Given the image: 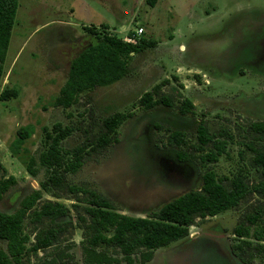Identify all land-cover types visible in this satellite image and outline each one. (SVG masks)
Masks as SVG:
<instances>
[{"label":"rangeland","instance_id":"374dc122","mask_svg":"<svg viewBox=\"0 0 264 264\" xmlns=\"http://www.w3.org/2000/svg\"><path fill=\"white\" fill-rule=\"evenodd\" d=\"M85 28L95 31L92 34ZM138 29L143 33L134 39L155 40L157 46L133 55L124 78L80 95L67 110L50 106L67 78L71 60L87 45L104 33L125 40ZM192 34L202 35L207 43L195 51L196 56H178L182 53L176 54V47ZM228 53L238 56L234 69L224 66L233 57ZM253 54L256 57L246 63ZM256 54H260L258 58ZM263 55L264 0H155L153 6L148 0H17L0 79L1 89L18 92L16 99L0 102V179L14 176L17 184L0 201V212L15 211L23 197L39 189L42 173L31 178L24 161L45 150L42 127L51 130L56 123L73 127L74 132L60 145L70 150L97 135L102 120L113 112L132 115L118 129L117 143L89 156L67 182L101 193L117 213L146 218L177 197L200 189L205 169L191 147L196 144L199 123L211 134L224 131L230 136L225 141V154L208 168L225 179L222 184L226 187L233 174L244 171L245 183L251 188L259 181V169L246 145L264 150V135H256L249 128L252 123L264 122V79L260 74L264 71ZM207 66L212 68H204ZM233 71L239 74L232 75ZM164 80L168 84L160 92L188 99L194 105L193 114L180 116L172 108L142 111L138 107L142 94ZM138 122H142V130L135 138L132 130ZM28 125L33 133L14 159L10 145L15 132ZM173 131L184 133L185 147L167 144L168 134ZM23 150L27 151L24 156ZM178 150L190 157L187 163L194 176L189 186L175 190L171 182L186 177L187 169L163 172L162 176L149 157L154 151L159 161L166 159L177 166ZM46 200L65 205L71 225L67 219L57 221L61 231L57 241L46 249L28 251L20 264H82L83 230L77 222L82 212L74 213L72 205L76 202L70 195H43L40 202ZM262 207L264 197L251 193L238 207L197 221L187 237L156 250L149 264H239L231 255V245L238 243L232 230L239 223L246 224V216ZM48 225V221L38 224L26 219V246L31 248L37 234L46 231ZM0 249H4L3 242ZM106 250L111 255L116 253L113 248ZM252 264L264 262L254 258Z\"/></svg>","mask_w":264,"mask_h":264},{"label":"trees","instance_id":"16d2710c","mask_svg":"<svg viewBox=\"0 0 264 264\" xmlns=\"http://www.w3.org/2000/svg\"><path fill=\"white\" fill-rule=\"evenodd\" d=\"M154 5L155 0H148ZM17 8V0H0V79L3 76V64L9 44ZM92 33L94 28H85ZM133 36V33L129 34ZM155 40L140 37L134 43L104 33L96 42L87 45L75 56L69 65L68 75L59 89L58 95L50 104L53 108L69 109L78 97L97 87L112 85L128 74V67L133 55L154 49ZM176 81V78L173 77ZM167 80L153 87L151 92L142 94L137 102L142 111L157 107L176 109L180 114H193L194 105L180 94L172 96L160 92ZM174 91V90H173ZM18 92L12 88H2L0 82V102L16 99ZM178 100H175L176 97ZM177 105H176V104ZM132 115L130 112H113L102 120L97 135L70 149L60 145L73 132V127L56 123L51 130L42 127V144L45 150L37 157L29 156L24 161V169L31 178H37L39 189L23 197L18 208L11 213L0 212V264H20L28 251L36 252L52 246L61 236L57 221L67 219L68 208L59 202L43 201V195L56 198L57 195H70L76 204L72 205L77 222L83 230L80 244L82 264H149L156 250L188 236L189 228L207 218H213L239 206L251 193L264 197V150L246 147L254 155V164L259 169V181L251 188L245 183L246 174L238 170L232 175L230 185L224 186L225 179L219 178L208 168L225 154V141L230 136L222 131L211 134L199 123L196 129V144L191 146L196 158L205 169L198 191L187 192L166 203L146 218L124 216L114 210L112 203L101 193L83 187L71 185L68 177L76 174L91 155L105 151L117 143L118 129ZM250 130L256 135H264V122L252 123ZM154 129H159L154 125ZM33 129L30 125L16 130L15 140L10 145L11 155L17 157L21 146L28 140ZM169 146L183 148L187 145L183 132L173 131L168 134ZM210 149H206L207 146ZM26 150L22 151V156ZM178 162H187L190 157L178 150L175 153ZM17 184L13 176L0 179V201ZM82 205V206H79ZM41 224L48 221V229L36 236V242L27 247L28 236L24 233V222ZM198 221V222H197ZM245 223H239L232 230L237 244L231 245V255L241 264H252L254 258L264 262V207L256 208L252 215L246 216ZM113 248L111 255L107 250ZM253 253V254H252ZM119 256V257H118Z\"/></svg>","mask_w":264,"mask_h":264},{"label":"flooded vegetation","instance_id":"af4514ba","mask_svg":"<svg viewBox=\"0 0 264 264\" xmlns=\"http://www.w3.org/2000/svg\"><path fill=\"white\" fill-rule=\"evenodd\" d=\"M230 51H233V50H230ZM228 52H229V50H228ZM229 55H231V56H233L232 58H230L231 60L230 61H228V62H226V64L224 65L226 68H229V69H234L235 67H233V62L234 63H236L237 61H238V59H236L238 56L236 55V54H232V53H228ZM257 55V58L259 57V55L260 54H256ZM264 56V55H263ZM256 56H255V54H253V56L251 57V59L250 60H245V62L247 63V62H249V61H251V60H253L254 58H255ZM261 59H263L264 60V57H260ZM193 62H196L195 60L193 61ZM260 63H261V61H260ZM263 63V62H262ZM242 64V63H241ZM255 64H258V62L257 63H255ZM255 64H253V65H255ZM198 66V65H197ZM255 67H258V66H255ZM203 68V67H202ZM204 68H209V69H211L212 67H204ZM264 69V68H263ZM232 75H235V74H239V72L238 71H233L232 73H231ZM240 74H243L244 75V72L242 73V72H240ZM260 74H262L263 75V79H264V71L262 70V73L260 72ZM242 75V76H243ZM262 85L264 86V83H262ZM180 116H184V115H182V114H179ZM185 115H190V114H185ZM152 127H154V125L152 126ZM142 130V122H138L137 123V125L136 126H134V128H133V130L132 131H134V136H135V138H136V136H137V134L139 135L140 133V131ZM141 138V137H140ZM137 140H139V138L137 139ZM142 140V139H141ZM152 153H153V155L151 156V157H149L150 158V160L152 161V162H154L157 166H158V169H159V172H161V175L162 176H164V173L163 172H170V171H177V170H182V169H187V171H188V173H187V176L186 177H182V178H179L178 180H175V181H173V182H171L172 183V188H175V190L176 189H178V190H180L181 188H185V187H187V186H189V184L192 182V178H193V176H194V171L192 170V168L189 166V164L190 163H187V162H178L179 163V165H177V166H175L174 164H172V163H170V162H165V160L166 159H161V161H159V159L158 158H155L154 157V151H152ZM159 162H158V161ZM163 160V161H162ZM172 166V167H171ZM164 177H162V179H163ZM166 178H168V176H166L165 175V180H166ZM194 183V182H193ZM152 192H155V191H151V193ZM232 259V258H231ZM239 264H241V263H239Z\"/></svg>","mask_w":264,"mask_h":264},{"label":"crops","instance_id":"0c3cea01","mask_svg":"<svg viewBox=\"0 0 264 264\" xmlns=\"http://www.w3.org/2000/svg\"><path fill=\"white\" fill-rule=\"evenodd\" d=\"M131 15V14H130ZM59 24H62V23H64V22H62L61 23V21L60 22H58ZM64 25H65V23H64ZM190 27L191 28H193V26H191L190 25ZM194 34H192V38H188L187 40H186V42H182L179 46H177L176 47V51L175 52H177L176 54H178V52L179 53H182V54H178V56H187V57H191V54H193L194 56H196V54H195V51H197L199 48H200V46H201V44L202 43H207V42H205V39L203 38V36L202 35H199V36H197V35H195V36H193ZM82 37V36H81ZM194 50V51H193ZM189 53V54H188ZM185 54V55H184ZM193 60V59H192ZM190 64H194V63H190ZM195 65V64H194ZM197 66V65H196ZM198 67H201V66H199L198 65ZM178 68H180V67H178ZM177 68V69H178ZM202 68V67H201ZM16 137V136H15ZM15 139V138H14ZM12 158H14V159H17V157H13L12 155H10ZM14 177V176H13Z\"/></svg>","mask_w":264,"mask_h":264},{"label":"built area","instance_id":"2783aa9c","mask_svg":"<svg viewBox=\"0 0 264 264\" xmlns=\"http://www.w3.org/2000/svg\"><path fill=\"white\" fill-rule=\"evenodd\" d=\"M141 33H143V30L138 29V30H136V32L133 36H130L129 38L125 39L124 41L128 42V43H134V41H135L134 36H139Z\"/></svg>","mask_w":264,"mask_h":264}]
</instances>
